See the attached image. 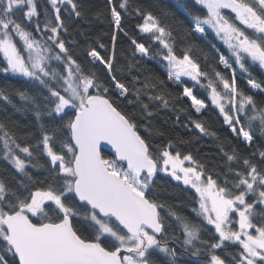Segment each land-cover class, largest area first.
I'll return each mask as SVG.
<instances>
[{"label": "snow or ice", "instance_id": "snow-or-ice-1", "mask_svg": "<svg viewBox=\"0 0 264 264\" xmlns=\"http://www.w3.org/2000/svg\"><path fill=\"white\" fill-rule=\"evenodd\" d=\"M46 4L50 11L45 7L41 14L38 0H0V73L26 78L25 83L36 89L30 93L22 86L9 92L0 87V99L11 104L12 95L18 96L23 104L16 110L31 112L39 128L38 138L17 137L0 122V154L20 177L14 185L0 178V264H157V252L166 257V264H178L177 248L169 242L179 238L169 233L166 217L183 235L180 246L192 249L193 256L206 255L207 264H264V168L254 162L258 154L264 164V150L241 157L221 143L227 170L213 173L171 139L164 145L152 144L141 135L142 128L153 138L164 134L138 122L152 116L151 104L169 108L176 99L187 98L201 114L209 104L194 94L199 88L235 138L252 147L256 128L264 136V106L237 84L239 72L248 91L264 93V80L252 74L254 68L264 72V0H192L191 11L178 4L190 25L180 26L179 55L174 30L151 11L136 9L143 19L137 27L148 34L149 46L132 39L133 56L140 61L158 57L168 82L184 84L179 97L168 93L159 76L149 74L143 80L132 76L140 61L129 63L127 84L118 79L115 31L110 55H102L97 47L85 50L91 64L104 68L106 81L86 71L61 37L68 31L62 13L87 22L83 0ZM128 7L129 0H108L115 30L123 31L121 10ZM209 31L227 50L225 55L210 45L216 63L231 69L230 76L212 65L204 70L193 55L203 49L190 37L205 40ZM203 58L207 62V53ZM132 104L139 106V116L127 111ZM188 123L203 136L218 139L204 121L189 116ZM107 146L112 156L103 154ZM40 156L45 164L39 162ZM236 163L243 170L233 167ZM29 166L47 174L34 178ZM158 173L194 190L195 218L160 200L155 187ZM209 226L213 234L203 239ZM232 247L234 252L229 251Z\"/></svg>", "mask_w": 264, "mask_h": 264}, {"label": "trees", "instance_id": "trees-1", "mask_svg": "<svg viewBox=\"0 0 264 264\" xmlns=\"http://www.w3.org/2000/svg\"><path fill=\"white\" fill-rule=\"evenodd\" d=\"M116 2L118 3L119 0H116ZM83 3L85 5L87 22L78 18L68 17L66 14L62 13L65 18V23L68 26V31L66 33L62 32L61 37L69 42L67 46L74 54L75 58L85 66V70L94 71L102 82L107 79L104 68L99 64H91L85 57V50L91 47H97L102 55H110L113 47L112 35L115 31L117 36L115 41V50L117 54L116 69L120 73L118 79H121L122 82L127 84L131 80V76L128 75L129 63L140 61L138 55L133 56L134 46L131 43L132 39H136L138 42H145L146 46H149L148 34L141 33L137 27L139 24L143 23L142 16L136 12L137 8L141 9L143 12L151 11L163 24L170 26L174 30V34L177 35V54H181L180 47L182 46V42L180 36L182 32L180 26L183 25L184 28H188L190 25L187 13L179 7L178 4H183L185 8L191 11L192 0H129L127 11L121 10L123 31L115 30L110 22L108 0H83ZM45 7H48L50 11V6L46 4V0H38V11H40L41 14ZM228 11L229 10H225L226 13ZM96 13H100V15L97 16L95 15ZM17 16L19 17L20 14L17 13ZM41 19H43V15H41ZM27 27L28 30H33L31 25H27ZM81 33H84V35ZM125 33H127V35H125ZM34 35H36L37 38H41L39 33L34 32ZM206 38L205 40H200L195 36L190 37L199 48L203 49V52L199 50L194 51L193 55L199 59L204 70H210L209 65H212L216 70L221 71L226 76H230V69H225L222 65L216 63L218 57L210 45L214 44L221 52L228 55L226 48L210 31ZM101 43L106 46L105 49H99L98 45ZM152 50L155 52L156 46H152ZM204 53L208 55L207 62H205L203 58ZM158 59L157 57L156 59H145L140 61L136 68H133L131 75H139L141 80L149 74L159 76L160 79L165 81L168 93H170L172 97H179L184 84H173L168 82L166 72L158 63ZM0 62H2V54H0ZM0 66H2V63H0ZM52 67H56V64L52 65ZM233 67L235 68L236 66L233 65ZM121 69H123L122 72H120ZM252 74L258 81L264 80V72L258 68L252 69ZM182 79L187 83V86H192V82L188 81V78ZM25 81L26 78L23 77H15L0 73V87H7L8 91L11 92L13 88H20L23 86L27 87L30 93H35V87L26 84ZM237 84L242 90L254 96L258 106H264V93L253 90L248 91L246 79L243 78L239 72L237 73ZM194 94L197 95L198 98L204 99L205 102L209 104L207 110H203L201 114H196L194 109L190 107V101L187 98L176 99L175 103L169 108H163L159 103H153L150 105V110L153 112L152 116L147 120L141 118L138 122L141 124L147 123L152 129H158L164 135L153 138L148 132H145L143 128L141 129V135L146 136L154 145H164L168 140H173L182 153H191L197 161L205 165L209 172L213 173H224L227 170L226 158L220 153L218 147L221 143L227 146L228 151L235 148L241 157L249 156V154L254 151L258 153V151L264 150V136L260 134L258 128L255 129L254 134L255 144H253L252 147H248L240 139L235 138L227 125L223 124L222 116L219 114L218 109L210 105L206 93L199 88H195ZM129 98L132 99V97ZM11 99L13 101L11 104L0 99V122H3L9 131L15 133L17 137L31 134L33 137L38 138L39 128L34 115L31 112H20L16 110L17 107H21L23 104L18 96L12 95ZM143 100L146 103L148 102L146 96L143 97ZM181 109H183V111H180ZM127 111L129 113H136L139 116V106L136 104L127 105ZM189 116L193 119L204 121L206 127L217 134L218 139L216 137L203 136L200 134L198 130H195L192 125L188 123ZM177 117H179V121H177ZM45 122L47 123V118ZM185 125H187V127H185ZM0 135H2V133H0ZM180 141H184V143H180ZM30 142L34 143L35 140H30ZM103 154L105 156H112L108 152H103ZM39 162L45 164L46 160L43 156H40ZM254 162L257 163L258 166L264 168V164L260 163L258 154ZM233 167L243 170V165L241 163H236ZM28 171L32 173L34 178H43V176L47 174L44 169L32 168L31 166H29ZM0 178H3L11 185H14L15 181L20 178L16 170L2 158V154H0ZM214 178H216L215 175ZM229 179H231V177H229ZM155 180V187L159 192L161 201L173 207L178 213L190 218H195V214L191 211L192 207H195L193 203L194 190H188L187 186H184L182 182L173 180L168 174L158 173ZM223 180L224 176L220 175L218 182L222 183ZM162 215H164V213H162ZM166 220L168 224L171 225L169 233L174 234L179 240H182L183 235L176 227L175 222L168 217H166ZM212 234L213 230L211 226H209V230L202 234V238L209 239V236ZM179 240L176 242H169L170 246L177 248L179 255L178 264H207L206 255L193 256L192 249H183L180 246ZM235 250V247L229 249L231 252ZM216 254L222 255L221 250H217ZM154 258L157 264H166V257L163 254L158 252L154 253Z\"/></svg>", "mask_w": 264, "mask_h": 264}, {"label": "water", "instance_id": "water-1", "mask_svg": "<svg viewBox=\"0 0 264 264\" xmlns=\"http://www.w3.org/2000/svg\"><path fill=\"white\" fill-rule=\"evenodd\" d=\"M110 146H107L106 148L102 149L103 152H108L110 155H113V152L109 150Z\"/></svg>", "mask_w": 264, "mask_h": 264}, {"label": "rangeland", "instance_id": "rangeland-1", "mask_svg": "<svg viewBox=\"0 0 264 264\" xmlns=\"http://www.w3.org/2000/svg\"><path fill=\"white\" fill-rule=\"evenodd\" d=\"M41 38H43V37H41ZM18 44H19V42H18ZM55 64V62L52 64V65H54ZM57 66V65H56ZM186 166H187V162H186ZM164 174H166V173H164Z\"/></svg>", "mask_w": 264, "mask_h": 264}, {"label": "built area", "instance_id": "built-area-1", "mask_svg": "<svg viewBox=\"0 0 264 264\" xmlns=\"http://www.w3.org/2000/svg\"><path fill=\"white\" fill-rule=\"evenodd\" d=\"M203 111V110H202Z\"/></svg>", "mask_w": 264, "mask_h": 264}]
</instances>
